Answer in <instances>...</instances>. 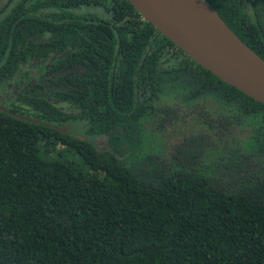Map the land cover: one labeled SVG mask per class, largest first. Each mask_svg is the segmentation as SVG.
Masks as SVG:
<instances>
[{
    "label": "trees",
    "instance_id": "1",
    "mask_svg": "<svg viewBox=\"0 0 264 264\" xmlns=\"http://www.w3.org/2000/svg\"><path fill=\"white\" fill-rule=\"evenodd\" d=\"M203 1L264 60V0ZM3 87L49 125L0 110V264H264V105L127 0H0Z\"/></svg>",
    "mask_w": 264,
    "mask_h": 264
},
{
    "label": "water",
    "instance_id": "2",
    "mask_svg": "<svg viewBox=\"0 0 264 264\" xmlns=\"http://www.w3.org/2000/svg\"><path fill=\"white\" fill-rule=\"evenodd\" d=\"M130 5L195 63L264 105V60L244 44L203 0H127ZM0 110L18 118H35ZM53 128L59 129L56 125Z\"/></svg>",
    "mask_w": 264,
    "mask_h": 264
},
{
    "label": "flooded vegetation",
    "instance_id": "3",
    "mask_svg": "<svg viewBox=\"0 0 264 264\" xmlns=\"http://www.w3.org/2000/svg\"><path fill=\"white\" fill-rule=\"evenodd\" d=\"M38 64L39 63H34V62H32L31 64H29V66H28V70H26V71H24L23 72V75L22 76H18V74H16V75H14L13 77H25V78H28L29 80H31V78L32 77H35L36 76V74L38 73ZM44 66H45V64H44ZM46 67V66H45ZM45 67H44V69H45ZM10 85V84H9ZM9 85H8V88H9ZM13 85H15V84H13ZM7 87H6V89H8ZM16 88V87H15ZM9 93V92H8ZM8 96H10V94L8 95ZM1 105H3L4 107H6L5 105H4V102L3 103H1ZM7 108V107H6ZM8 109V108H7Z\"/></svg>",
    "mask_w": 264,
    "mask_h": 264
},
{
    "label": "rangeland",
    "instance_id": "4",
    "mask_svg": "<svg viewBox=\"0 0 264 264\" xmlns=\"http://www.w3.org/2000/svg\"><path fill=\"white\" fill-rule=\"evenodd\" d=\"M9 95L8 91L5 89V87L3 88H0V104L4 102L5 100V97H7ZM62 126L64 128H67L68 130L72 129V124L70 125L69 123L67 124H62ZM95 140H100V143H101V140L102 138L101 137H95V138H92L90 139V142H92L94 144V146L98 149L99 148V145L95 142Z\"/></svg>",
    "mask_w": 264,
    "mask_h": 264
}]
</instances>
